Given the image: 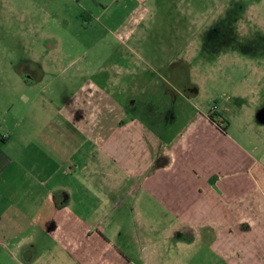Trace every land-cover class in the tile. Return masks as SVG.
I'll return each instance as SVG.
<instances>
[{"label":"crops","instance_id":"crops-1","mask_svg":"<svg viewBox=\"0 0 264 264\" xmlns=\"http://www.w3.org/2000/svg\"><path fill=\"white\" fill-rule=\"evenodd\" d=\"M68 1L109 30L120 23L110 13L137 0ZM47 2L55 19L63 7ZM84 81L80 93L61 94L56 117H42L40 145L25 133L18 183L4 178L16 159L4 155L13 133L0 126V264H264V171L225 161L226 134L205 113L163 150L153 135L152 147L143 124L112 116L99 86Z\"/></svg>","mask_w":264,"mask_h":264},{"label":"rangeland","instance_id":"rangeland-1","mask_svg":"<svg viewBox=\"0 0 264 264\" xmlns=\"http://www.w3.org/2000/svg\"><path fill=\"white\" fill-rule=\"evenodd\" d=\"M58 4L51 19L47 0H0V126L13 133L2 150L16 159L5 181L24 179L25 133L40 145L44 116L56 117L61 94L80 93L84 80L99 86L103 108L138 120L162 150L190 120L217 112L226 120L225 161L264 171V0H137L110 13L111 22L120 20L110 31L80 19L78 4ZM113 77L122 84L107 82ZM71 83L74 91L58 92Z\"/></svg>","mask_w":264,"mask_h":264},{"label":"trees","instance_id":"trees-1","mask_svg":"<svg viewBox=\"0 0 264 264\" xmlns=\"http://www.w3.org/2000/svg\"><path fill=\"white\" fill-rule=\"evenodd\" d=\"M213 115L218 116L220 118H222V116L216 112V113H214L212 115L211 114L209 115V120H210L211 123H213L214 125H216V127H217L218 130H220L221 132H225L226 126L223 127L222 126V123H225L226 120L223 118L220 122L219 121H215Z\"/></svg>","mask_w":264,"mask_h":264}]
</instances>
